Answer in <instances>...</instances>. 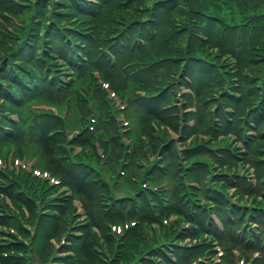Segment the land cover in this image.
<instances>
[{"label":"trees","instance_id":"trees-1","mask_svg":"<svg viewBox=\"0 0 264 264\" xmlns=\"http://www.w3.org/2000/svg\"><path fill=\"white\" fill-rule=\"evenodd\" d=\"M5 13L16 15L18 21L29 19L30 27L23 32V28ZM0 15L14 29L27 33L26 40L21 41V36L15 32H0V44L6 42V58L2 60L0 55V137L3 139L9 136L17 141L21 139L20 129H6V126H12L8 125L6 111L14 112L18 108L24 124L37 130V141L45 155L52 161L57 160L55 157L63 158L62 150L56 144L57 138L47 134L49 124H43L38 118L32 119L24 110L26 101L62 97L71 92L70 102L84 104L78 88L85 80L94 81L93 71L99 69L117 90L132 93L137 89L146 91L148 97L140 100L133 96V101L141 110L143 123L150 128L155 144L162 145L164 156L170 159L168 174L173 186L172 199L176 201L170 209L178 207L176 210L183 212L180 204L187 208L188 205L184 204L185 191L179 188L182 183L178 184L180 174L176 168L173 141L155 133L152 125L156 123L179 128L171 78L183 67L192 78V87L198 98L204 103L209 101V105L216 102L210 93H219L223 91L225 83L230 84V94L222 93L220 101L226 102V106L234 110L230 113L219 110L213 114L208 109L209 105L207 112L206 105L201 106L198 122L202 123L198 127L204 126L208 130L215 117H220L222 123H214V129L219 126L224 132L230 130L238 134L248 127L247 119L255 120L258 137L249 140L247 147L257 171H264V0H0ZM104 45L116 54V63H112V57L100 49ZM206 47L209 51L217 47L220 52L218 57L212 58V54L206 52ZM227 54L232 56V60L225 67L222 57ZM134 61L139 64L130 65ZM62 74L70 78L63 80ZM233 77H237V86ZM181 82L186 81L182 78ZM30 89L33 94L27 95ZM101 93L97 90V98L94 97L100 105L99 128H114V122H107L104 116ZM168 105L174 107L171 109ZM208 145L196 156L204 154L208 162L215 159L230 165L237 164L236 145L230 144L228 147L212 142ZM208 162L199 163L197 160L192 170L206 169V173H209ZM61 169L67 174L65 178L78 189V194L92 197L95 188L92 181L95 180L91 181L86 172L81 174L69 168ZM2 192L23 201L31 211L36 212L38 205L26 200L21 194L24 192L18 191L13 180L0 181V194ZM3 207L0 208V226L12 225L22 233L18 220L6 211L8 206L6 208L3 204ZM58 208L64 212L67 206ZM146 208V200L143 199L141 209ZM43 213H40L38 231L29 245L19 241L9 231L0 229L2 264H31L30 261L36 256L43 259L51 256L49 239L62 234L60 225L64 224V215L58 219L54 213ZM117 214L124 216L121 211ZM147 217L153 220L155 214ZM201 218L203 213L199 212V223ZM133 234L139 238L143 236V232L137 229ZM77 244V259L70 263L67 261V264H80L84 260L89 264H118L97 258L93 247L97 242L91 232H86ZM158 245L144 251L143 245L130 242L131 257L125 259L126 264H137L131 263L136 261L132 252L144 257V254L160 251ZM162 256L159 264H168L170 260L163 253ZM142 260L140 264H158L150 255ZM187 260V257H183L182 264Z\"/></svg>","mask_w":264,"mask_h":264},{"label":"rangeland","instance_id":"rangeland-1","mask_svg":"<svg viewBox=\"0 0 264 264\" xmlns=\"http://www.w3.org/2000/svg\"><path fill=\"white\" fill-rule=\"evenodd\" d=\"M34 148H35V145L34 144L31 145L30 148L28 150H26L27 154L32 155L33 154L32 150ZM3 153H4L3 142L0 140V154H3ZM10 161L11 160H9V163H10ZM58 164H61V162L58 160L52 161V167L55 168L56 170H58ZM148 175L149 174L145 175V177H148ZM4 177H5V175L0 173V178H4ZM120 183H121L122 187L126 188L124 181H121ZM127 191H130V190H127ZM86 197H88L87 205H88L91 213L95 214V213L99 212L98 211L99 202H98V198H97V194H96V188H94V191H92V197H89V196H86Z\"/></svg>","mask_w":264,"mask_h":264}]
</instances>
